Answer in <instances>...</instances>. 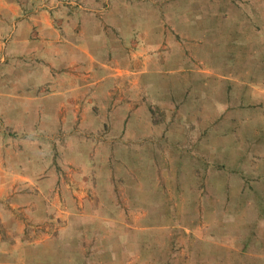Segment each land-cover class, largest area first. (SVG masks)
Masks as SVG:
<instances>
[{
  "label": "rangeland",
  "instance_id": "obj_1",
  "mask_svg": "<svg viewBox=\"0 0 264 264\" xmlns=\"http://www.w3.org/2000/svg\"><path fill=\"white\" fill-rule=\"evenodd\" d=\"M95 1L72 5L85 27L125 34L97 36L116 45L91 47V74L64 73L93 112L30 115L31 131L0 116L44 181L22 201L37 210L6 209L0 264H264V0Z\"/></svg>",
  "mask_w": 264,
  "mask_h": 264
},
{
  "label": "crops",
  "instance_id": "obj_2",
  "mask_svg": "<svg viewBox=\"0 0 264 264\" xmlns=\"http://www.w3.org/2000/svg\"><path fill=\"white\" fill-rule=\"evenodd\" d=\"M64 1L70 4L69 13L64 11L51 15L47 10L42 9L47 7L44 0H0V36L5 39L0 42V68L3 70V74L0 75V83L5 84L4 90H0V116L5 117L2 121L4 126L8 122L13 124L11 126L15 128L14 130L31 131L35 127L41 129L44 124L43 119L38 118L31 126V122H33L30 120L31 116L57 117L54 123L58 124L59 117H61L60 120L66 121L69 117L89 115L94 110L92 106L96 105V100L90 101L95 98L94 95L89 97L90 95L86 93H77L72 90L71 86L75 84L74 79L66 78L64 73L72 75L73 78H77L76 76L81 75L82 72H84L83 75L91 74L92 63H89L87 68L81 63V61L88 60L85 59L86 56H89L91 60V47L98 44L107 46L115 43L112 38L106 41L97 36L106 34L105 36L109 37L114 33L123 36L125 32L123 29L117 28L121 27L119 21L116 25V22L110 23V26L118 25L113 33L111 31L113 27H106V25L85 27L87 21L82 14L86 15V13L81 9V6L75 8L72 5L79 1L81 4L94 7L97 6L95 0ZM109 1L111 4H106V8L112 10L111 5L119 8L118 0ZM55 2V6H57L60 1ZM104 2L106 3V1ZM48 3L54 4V0H48ZM111 13L113 12L108 11L105 15L108 17ZM60 17L64 19L61 21ZM53 18H57L58 23H54ZM132 18H135L134 14ZM128 24L133 28L134 23L128 22ZM87 30L89 32L87 36L90 38L86 37ZM133 34L132 42L135 33L133 32ZM78 43L86 44L77 45ZM125 43L127 44V42ZM77 56L80 59L78 69L76 68ZM41 72L44 77V73L47 75V79L44 81H47L51 86L49 92L38 90L40 84L43 83V79L40 77ZM61 81L66 83L60 87L58 85ZM25 84H37L38 86L32 92L25 86L19 88L20 91H18V86H15ZM56 84L58 87L55 90ZM105 98L102 99L105 100ZM83 99L89 100V106L92 108L82 106L80 100ZM31 100L37 102L32 112L28 110L27 106ZM44 100L54 101L51 108L45 105L48 103L43 102ZM10 116L16 117L13 120L14 123L11 118L9 119ZM11 140V136L5 134L3 128L0 127V222L4 216L6 217V209L10 211L9 207L19 209V211L24 210L23 207H27L28 210H37L36 204L33 205L35 207H28L26 203H22L29 198L27 195L29 186L34 190L35 195L43 196L40 185L42 186L44 181L37 182L35 180L36 174H39V168L31 161L29 163L23 153L13 152ZM48 178L56 179V171H49L45 179L48 180ZM57 201L56 198L52 199V207L57 204ZM57 205L55 209L59 210ZM52 207L51 210H54ZM1 243L2 241H0Z\"/></svg>",
  "mask_w": 264,
  "mask_h": 264
}]
</instances>
